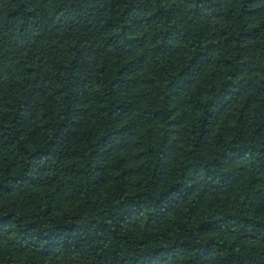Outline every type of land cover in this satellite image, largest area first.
<instances>
[{"label": "trees", "instance_id": "obj_1", "mask_svg": "<svg viewBox=\"0 0 264 264\" xmlns=\"http://www.w3.org/2000/svg\"><path fill=\"white\" fill-rule=\"evenodd\" d=\"M0 264H264V0H0Z\"/></svg>", "mask_w": 264, "mask_h": 264}]
</instances>
